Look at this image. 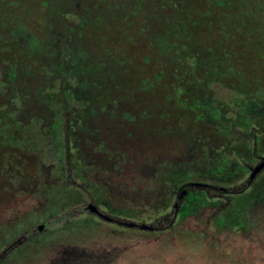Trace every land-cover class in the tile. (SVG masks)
Wrapping results in <instances>:
<instances>
[{
  "label": "trees",
  "instance_id": "trees-1",
  "mask_svg": "<svg viewBox=\"0 0 264 264\" xmlns=\"http://www.w3.org/2000/svg\"><path fill=\"white\" fill-rule=\"evenodd\" d=\"M143 1L146 0H11L13 4L10 7L5 6L6 4L0 5V55L11 59L8 61L4 59L3 61L5 70L2 72L4 76L2 82L5 83L0 90V106L4 110L3 116L8 117V120H5L6 127L8 128L5 129L7 130L5 136L11 142L14 141L16 136H20L27 141L26 144H22L18 148L10 147L1 150L4 153L3 158L8 154L14 156L16 159L20 158V154L18 153L20 150V152L25 153L26 156L31 158V160L29 158L23 159L27 166H34L37 169L41 168V172L38 173L29 167L19 177L22 179L20 183L25 185V182H28L26 185L31 186L35 184L34 181L38 177V199L43 198L45 193H48L47 195L53 193L54 196L62 195L63 197L66 192H74L72 196L74 201L81 202L78 199L80 193L74 189L76 183L84 181L88 183L91 196H94L91 186L95 183L99 184L98 187L96 185L93 186L96 189L95 194H99V198H96L99 204L96 205L94 200L92 202L96 207L101 208V197H103L101 199L108 205L114 203V205L118 206L122 204L128 206L130 203H133L130 200L132 194L128 195L127 191L128 189L137 188H132L126 184L129 181L132 182L133 179L126 176L121 178L112 174L114 169H117L119 166L127 167L129 161L121 162L113 160L114 162L111 165L108 162L105 166H101L94 160L88 159L85 154L80 159L75 155V152L78 150L84 152V148H82L84 144L86 147L87 145L90 146L89 149L87 148L89 152L95 153L99 149L101 151H109L110 154L121 152L124 159L127 154H130L129 144H125V147L129 148L128 150L123 149L120 151L121 147L117 146L119 143L108 142V144H105L103 142L110 127H117L125 134L122 141L132 140L133 143V141L141 140L136 144L144 143L147 146H150V143L158 145L161 142L152 133V131L158 128V124H153L145 118L144 112L137 109L138 106L135 107V104L133 107H129V105L124 106L115 117L103 112V101L101 100L100 93L106 88L114 90L115 86L112 82L98 84L95 81V78H93L97 72L95 63L99 58L101 50L108 47L110 50L113 43L120 41V36L121 41L127 39L133 45L129 53V64L127 65L128 70L132 73L136 72L137 75L136 80L134 79L133 87L142 88L146 83H151L153 86L154 82H161L162 92L168 91L167 98L169 102H178L180 98L189 97L191 103H185L188 106H192L193 114L196 112L201 116L199 121L205 124L202 127V131L213 129L209 126L208 119H206L209 117L208 113H204L205 108L208 110L212 106L218 108V110L213 119L209 120L215 121L217 125L221 123L227 132L234 135H237V132H239L238 130L234 131V129H239L246 123L244 114L246 116H254L256 114L258 117L264 119V98H255V101H248L244 105H241L240 102L233 99L231 100V104H229L230 101L225 102L215 92H213L212 96L209 95L210 88L214 86L213 84L220 82L222 76H218V74L213 76L210 68H220L219 70H221V66L226 65L231 68L232 65L225 61L210 64L203 58L206 55V50L214 52L217 55L225 52L226 48L230 49L234 47L233 43L235 41L243 49L252 45V48L258 47L261 41L264 40V0H159L156 5H153L154 3L151 4L163 16V21L158 26L160 28L158 32L151 34V36H147L145 30L149 26H157L159 13L153 7L146 10L147 5L141 6V2ZM147 1L151 2L153 0ZM15 3L18 7H14ZM59 3H63L65 7H59ZM197 11L200 13L195 21L194 17ZM220 17L224 18L222 25L218 23ZM97 18L101 19L102 22L104 21L106 27L91 30L90 28L93 27L92 24ZM114 18L118 24L117 27L110 25L111 20ZM80 21H84L85 24H81ZM74 28L81 29L79 35L72 33ZM117 29H120V31L118 32ZM124 31H127V34L122 33ZM137 32H142L143 35ZM115 37H117L116 40H114ZM201 46H205L204 53H199L201 52ZM220 49L222 52L219 51ZM13 51H21L22 54L17 56V54L12 53ZM165 51H168L170 56L166 55ZM15 59H19L22 63L19 69H14L17 63L13 61ZM164 64H169L174 69L168 76L161 74ZM230 71H232L233 75L231 82H242V77L249 79L247 73L243 72L239 74L234 70L239 74L236 76L235 72L229 69L227 70L228 76L230 75ZM117 73H120V70ZM105 74L107 76L103 77L99 82L112 80L113 74L108 69L105 71ZM121 77L124 76L121 75L119 78ZM208 80H210L208 83L211 84L206 82ZM163 81L180 82V84L170 85ZM197 84L200 91L205 93L204 95L197 93L195 95V93L191 92L185 94L189 86L192 87ZM200 84L204 86H200ZM62 86L68 89L67 92L61 88ZM117 89V91L120 90L119 85ZM51 91L55 93L54 97H50L47 93ZM117 91L115 95H118ZM213 91L215 90L213 89ZM232 94L235 95V93ZM42 96H47L48 100H44ZM129 96L130 94L126 95L125 100L129 101ZM194 104H197L198 108L195 109ZM236 106H238V109H235ZM243 106H247L248 108ZM8 108L10 110H7ZM75 109L83 113V116L77 115L74 111ZM133 109L135 110L132 111ZM187 110L190 111L189 108ZM8 112L14 113V117L12 114H8ZM242 112V120L237 122ZM61 115L62 117H66L65 121H62L61 118L59 119ZM33 119H36L35 122H33ZM180 123L182 121H176L174 125ZM37 124L41 126L40 131L31 132L30 128ZM166 126L169 127V130L173 128V125H170L169 122ZM78 128H84L85 132L84 134L81 133L82 135H76V141L74 140L76 143L75 147L72 145L74 142L72 141V137H74L72 129L77 130ZM262 128H264V124ZM246 129L248 130V128ZM182 132H187L193 136L192 131L182 130ZM43 133L46 137L40 144V147L45 150L46 155L49 157H41V154L34 153L33 150L28 148L34 137L36 135L43 136ZM255 134H250L251 140H249L253 147L254 145H261L262 137L264 136L262 135V137L260 136L259 139H256ZM200 135L203 140H197L198 137L200 138ZM196 136V140L199 141V152L194 160V165L190 166L192 168L187 176L188 178L181 180L187 182L192 180L194 184L203 177L206 171H210L213 168H216V170L229 169V163L240 167L238 163L240 159H235V161L233 157H225L224 149H221L219 156L215 158V152L219 148L215 145L214 140L213 143H211V140L206 141V133L196 134ZM92 137H95V139ZM222 142L224 143V141ZM263 145L264 142L262 143ZM166 146L167 148L172 147ZM260 151L264 153V147ZM46 158H50L46 164L41 163L39 160L46 161ZM27 161H31L32 164H28ZM257 161L260 162V159ZM214 163L224 168L215 167ZM204 164H207V167L204 168ZM106 166L108 167L106 168ZM256 166L254 165V168ZM47 169H49V172ZM51 170L55 171L58 176L64 177V180L66 179L63 185L61 182L60 184L54 183L52 180L54 175ZM244 171L246 175L243 173ZM248 173L249 167L245 165V170L239 174V177L236 179L237 181L232 183L234 185L237 183L235 185L236 189L230 194L223 192L225 195L216 197V200L220 201L218 203V214L221 216L216 219L219 223L222 224V221L227 219L226 208L234 197L237 203V198H246L248 201L252 194H260L259 189V191L255 189L250 192L251 188L259 187L258 180L253 183L249 180L246 183L240 179L242 176L247 177ZM174 174L176 173H169L166 178L168 181H172L170 189L161 192L163 200L169 197L168 203H166L164 209L153 213L152 217L162 218L170 208L179 212V217L176 216L172 226L164 228H159L161 226L160 223L158 224L160 218L153 223H147L149 227L153 228V224H156L158 221L157 225L154 226L157 228L156 231H153L151 228H142L144 224L132 222L135 224L133 227L142 232L140 235H134L135 238L148 236L145 239H139L141 243L158 240V238L163 236L168 237L174 242L173 233L176 234L185 230V228H182L184 221L193 215L197 216L199 212L209 207V205H205V208L202 210H200L201 207L199 210L195 208V210L189 211L190 206H195L194 204H190L195 201L192 199L193 192L198 190L205 192L206 188L193 184L188 185L186 184L187 182L183 185L181 184L184 198H178L175 202L177 193L179 192V190L175 192V186L180 185V183L179 181L173 182L172 176ZM189 176L195 178L190 179ZM10 180L12 181V179ZM117 180L121 184L125 183V186L118 188L120 185L115 183ZM133 181L138 184V188L142 186L137 178H134ZM232 184L230 183L229 186ZM163 186H168V184L164 182ZM184 190L186 193H184ZM25 192L24 189L22 193ZM36 192L37 189L34 190V195ZM203 199H205V196L201 198V200ZM206 199L209 198L206 196ZM225 200L229 203H226L225 205L227 206L223 208L225 205L222 203ZM179 201H181V204L176 209L173 204L174 202L175 204H179ZM214 203L216 204V202ZM52 204L58 208L61 205V203L60 205L59 203ZM81 206L79 205V207ZM44 211L46 212L45 215L49 217L55 214L53 217L55 220H51L53 223L57 219H59V223L63 221L68 223L67 219L71 217L75 218V216H69L72 215V210L68 213L64 210L50 213L46 204L44 205ZM238 214H234L235 217H238L237 221L228 224L237 226L238 230L241 231L237 225L239 224L238 221H242ZM90 215H93L92 212ZM131 216L133 215H129L128 217ZM44 218L49 220L48 217ZM17 220L11 222L0 220V234L7 230L9 224L13 225ZM186 230L188 235H190V240L196 242V246L204 242L203 238L198 236L197 233L193 234L190 232L192 230ZM247 245L252 249L251 246L254 244H251L250 240H248ZM228 251L230 252L227 256L229 258L236 257V261L249 258L243 253L244 247H241L240 250L233 247ZM126 254L128 252L124 255Z\"/></svg>",
  "mask_w": 264,
  "mask_h": 264
},
{
  "label": "rangeland",
  "instance_id": "rangeland-1",
  "mask_svg": "<svg viewBox=\"0 0 264 264\" xmlns=\"http://www.w3.org/2000/svg\"><path fill=\"white\" fill-rule=\"evenodd\" d=\"M9 1L10 3H8ZM158 1L159 0H153L150 2L146 0L141 2V6L147 5L145 9L149 10L151 7L155 8L153 5H156ZM151 3L154 4L152 5ZM11 4H13L11 0H0V5L10 7ZM59 5V7H65L63 3H59ZM14 7H18L16 3L14 4ZM155 10L158 11L156 8ZM199 13V11L195 13V21L198 18ZM157 19V26H149L145 30L147 36L156 34L160 29L158 26L160 23H162L163 16H161L159 13ZM209 19L211 20V18ZM54 21L56 20L54 19ZM223 21L224 18L220 17L218 20L219 25H222ZM80 23L85 24L84 21H80ZM92 25L93 27L90 28L91 30L103 29L106 27L104 21L102 22V20L98 18L95 19ZM110 25L112 27L118 26L115 18L111 20ZM80 31V28H74L72 33L79 35ZM117 31L119 32L120 29H117ZM122 33L127 34V31ZM137 33L143 35L142 32ZM116 39L117 37L114 38V40ZM233 45L234 47H231L230 49L226 48L225 52L219 53L217 55L214 52H209L206 50V55L203 58L208 63L212 64L219 61H225L232 65L231 68L226 65L221 66L222 71L219 70L220 68L212 69L208 66L210 68V72L213 73V76L218 74V76L222 75L223 77H227L223 78L221 76L220 82L213 84L214 86L210 88L209 95L212 96L213 92H215V94L220 99H224L225 102L230 101L229 104H231V100L233 99L240 102L241 105H244V103L248 101L253 102L255 101V98H264V40L261 41V43L256 48H252V45L243 49L237 41H235ZM132 46V43L127 39L125 41H121L120 36V41L113 43L110 50L108 47L101 50L100 52L99 58L95 63L97 72L93 78H95V81L98 82V84L112 82L115 86L114 90L106 88L101 91L100 95L101 100L103 101L102 109L104 113H109L115 117L124 106L129 105V107H133L135 104V107L138 106L137 109L144 112L145 118H147L153 124H158V128L152 131V133L153 135H156L161 142L158 145L150 143V146H147V144L144 143L136 144L141 140L133 141V143L132 140L122 141L125 134L117 127H110L106 134L108 137L106 136L103 139V142L105 144H108V142L119 143L117 146L121 147L120 151L123 149L128 150L129 148L125 147V144H129L130 154H127L124 159L121 155V152L110 154L109 151H101L100 149L95 151V153L92 151L89 152L88 149L90 146L87 145L86 147L84 144L82 146V148H84V152L78 150L75 152V155H77V158L80 159L82 158V155L85 154L88 159L94 160L101 166H105V164L111 160L121 162L129 161L127 163V167L119 166L117 169H114L112 174L113 176H118L121 178L126 176L132 178L133 180L134 178H137L141 182L142 186L139 188L137 186L138 184H136L133 180L132 182L129 181L126 183L132 188H137L128 189L127 191L128 195L132 194L130 200L133 201V203H130L128 206H124L123 204L118 206L114 205V203L108 205L102 200L103 197H101L102 199L100 198V207L102 209L98 206L96 209L95 206L99 204L97 202L99 194H95L96 189H94L93 186L96 185L98 187L99 184L95 183L93 186H91L92 193L94 194V196H91V191L88 189V183L84 181L76 183L74 189L78 190V193H80L78 199L81 202L74 201L72 197L74 192L69 193L66 191L63 197L62 195L54 196L53 193H50L49 195H47L48 193H45L43 198L38 199V177H36L34 181L35 184L32 186L26 185L28 182H25V185L20 183L22 182V179L19 177L24 174L29 167L36 170L38 173L41 172V168L39 167V169H37V167L34 166H27L23 159L29 158L31 160V158L26 156L25 153L20 152L19 149L18 153L20 154V158L16 159L14 156L8 154H6V157L3 158L4 153L1 149H8L10 147L18 148L20 145L26 144L27 141L20 136H16L14 141L11 142L10 139L5 136V132H7V130H5L7 128L5 120H8V117L3 116L4 110H2L0 106V220H3V222H11L21 217V219L17 220L13 225L9 224L7 226V230L0 234V253L2 252V249L10 242L17 240L22 232L36 228L39 226L40 222V225H42L44 223L42 221L47 219L42 218L48 217L49 221L54 219L53 217L55 214H53L52 217L45 215V204L50 213L57 210L59 212L64 210L68 213L71 210L79 207V205L85 204L86 201L94 200L96 205L94 203H90L91 206L95 207L97 211L99 210L100 212L98 211V213L102 212L111 218H116L122 221H127L128 219L129 222H136L140 224H150L155 222V220L159 219L160 217L153 218V213L164 209L166 203H168L169 200V197L163 200V196L161 195L163 190L170 189V184L172 181H168L166 179L167 175L169 173H176L172 176V180L173 182L179 181L180 185L175 186V192L177 190H181V184L183 185L187 182L181 179L188 178L187 176L189 175L192 168L190 166L194 165V160L197 156V153L199 152V141L197 140L202 139V136L200 135V138L198 137L196 140V134L198 135L200 133H206V141L211 140V143H213L214 140L215 145L219 148H215L218 149L215 152V158L219 156L221 149H224L225 157H233L234 160L240 159L238 162L240 167L229 163V169L216 170V168H213L210 171H206L203 177L198 180V183L215 187L213 188L215 191H213V189L210 191L211 195H213L215 198L217 197L214 194L216 191L222 195H225L220 191L222 190L229 194L232 192V190L236 189L235 185H237V183H235V185L232 183L237 181L236 179L239 177V174L245 170V165L249 167L250 172V170L254 168V165L256 166V163L258 162L257 160H259L258 157L264 156V153L260 151L264 147V145L262 146V143L264 142V136L262 137V135H264V128H262L264 119L258 117L256 114H254V116H246L244 114L246 123L243 124L244 126L242 125L239 129L235 128L234 131L238 130L239 132H237V135H234L227 132L226 128L223 127L221 123L220 125H217L215 121L209 120L213 119L218 108L213 106L208 110L205 108L204 113H208L209 115V117L206 119H208L209 126L213 129L202 131V127L205 124L199 121L201 118L199 114L196 112L193 114L192 106L187 105L188 102H190L189 97L183 98L185 101L180 98L178 102H169L167 98L168 91L165 93L162 92L161 82H154L153 86L151 83H146L142 88L133 87V82L134 79L136 80L137 75L136 72L132 73L127 68V65L129 64V53ZM204 48L205 46H201V52L199 53H204ZM219 51L222 52L221 49ZM12 53L17 54V56L22 54L21 51H13ZM165 54L170 56L168 51H165ZM4 59L5 61L11 60L0 55V90L5 83L2 82L4 80L2 72L5 70V66H3ZM13 61L17 62L14 69H19L22 65L19 59H15ZM107 69L113 74L112 80L99 82L101 79H103V77L105 78L107 76L105 74ZM228 69L233 71L235 70L239 74L245 72L247 73L249 79L242 77V82H231L233 80V75L232 71L229 72V76L227 75ZM119 70L120 73H117ZM173 71L174 69L171 68L169 64H164L161 74L168 76ZM237 73L235 72L236 76L239 75ZM121 75L124 77L119 78ZM209 81L210 80L206 82L208 83ZM165 83L170 85L180 84V82ZM118 85L120 86L119 91H117ZM200 86L204 85L200 84ZM61 88H63V90L66 92L68 90L64 86ZM213 89L215 91H213ZM116 91L118 92L119 96L115 95ZM188 92L195 93V95L196 93L203 95L205 94L204 92L200 91L198 84L192 87L189 86V89L185 94H188ZM47 93L50 97L55 96V93L52 91ZM232 93H235V95ZM129 94V101H127L125 100V96ZM42 98L44 100H48L47 96H42ZM194 105L195 109L198 108L197 104ZM188 108L190 111L187 110ZM235 109H238V106H236ZM7 110H10V108ZM134 110L135 109L132 111ZM74 111L77 115L83 116V113L79 112L78 109H75ZM8 114H12L14 117V113L8 112ZM242 116L243 112L238 118L237 122L242 120ZM60 118L62 121H65L66 119V117H62V115L59 117V119ZM35 120L36 119H33V122H35ZM176 121H182V123L174 125ZM168 122L170 125H173L171 130H169V127L166 126ZM40 128L41 126L37 124L32 126L30 130L31 132H39ZM246 128H248V130ZM182 130L192 131L193 136L189 135L187 132H182ZM72 131L74 133L72 141H76L75 138L77 134H84L85 132L84 128H78L77 130L72 129ZM252 133H256V139H259L260 136L262 137L261 145H254L253 147L250 144V134ZM45 137L46 136L44 133L43 136L36 135L28 145V148L33 150L34 153L37 152L41 154V157H49L46 155L47 153H45V150L40 147V144L43 142ZM92 138L95 139V137ZM75 141L72 145L76 147ZM222 141H224V143ZM166 145L172 147L167 148ZM163 148H165V150H163ZM39 160L41 163L46 164L50 158H46V161L42 159ZM28 164H32V162L29 161ZM213 165L218 168H224L217 163H214ZM107 167L108 166H106V168ZM203 167H207V164H204ZM254 170L255 168L252 169V171ZM47 171L49 172V169H47ZM51 172L54 175L52 178L54 183L60 184L61 182L63 185L66 179L64 180V177L58 176L53 170H51ZM257 174L258 175L255 176L250 182H252L254 179V181L258 180L259 186H262L263 188H251L250 192L255 189L256 191L259 189L260 194H252L248 201L246 198H237V203L235 202L234 197L226 208L227 219L223 218L224 220L222 221V224L216 220L217 217L219 218L221 216L218 214V203L220 201L214 199L213 202L217 203L211 206V200L206 199V196L208 198L209 196L206 195L205 192L200 190L193 192L194 195L192 194V199L195 201L194 203L190 204H194L195 206H190L189 211H193L195 208L199 210L201 207L202 208L200 210H202L205 208V205H209V207L199 212L197 216L193 215L184 221L182 228H185V230H182L176 234L173 233V237L175 239L174 242H172L168 237L163 236L158 238V240L141 243V240L139 239H145L148 237L139 236L135 238L134 235L142 234L141 230L128 227L124 228L123 226H119L116 223H105L101 220H98L97 218H92L90 211L84 214H78L77 212L79 211H76L77 214L75 215V218L71 217L70 219H67L66 221H69L68 223H65V221L61 223L58 222L55 226H52L46 237H40V239L35 242V246L31 248L33 249L32 253L39 257L44 255V259L56 256H67L68 253H66L65 248H62L59 245L62 243L69 244V242L79 244V239L82 238L83 240L80 241H85L84 245H89V242L90 244H94L97 247V249L86 253V255L91 254L90 256L93 255L97 260H100V262L108 261L107 264H264V169H262L260 172L258 171ZM189 178L191 179L195 177L189 176ZM10 179H12V181ZM240 179L245 181L247 177L242 176ZM164 182H166L168 186L164 187ZM115 183L120 185L118 188L125 186V183L121 184L119 180H117ZM230 183L232 184L231 186H229ZM24 189L26 192L22 193ZM35 189H37V192L34 195ZM204 196L205 199L201 200V198ZM52 203H59V205L61 203V205L58 208L57 206H53ZM226 203L227 201L225 200V202L222 204L225 205ZM226 206L227 205H225L223 208ZM237 213H239L238 216H240L239 218L242 220L238 221L239 224H237L241 231L238 230L237 226L228 224L233 221H237L238 217H235L234 215ZM168 214H170V212ZM168 214L165 213L164 216L168 218ZM211 214H214L216 217L212 218L210 223L207 224L208 220L211 218ZM129 215L133 216L128 217ZM83 222L85 224L95 223V225L87 227ZM186 229L192 230L190 232L193 234L197 233L198 236L203 238L202 240H204V242L202 244H197L196 246V242L190 240V235H188ZM130 237L131 239H129ZM248 240H250L251 244H254L251 246L252 249L247 245ZM111 244L113 245L112 247L117 246L115 247L116 249L108 247ZM231 246L237 250H240L241 247H244V255L251 257L252 260L250 262H246V259L242 261H236V257L229 258L227 255L230 251H228L227 248ZM26 248H22L19 251V255L17 251H14L6 257L4 262H13L14 264H16V262L21 264H30L27 262L25 257H23V255L29 251V248ZM124 252H128V254L123 255ZM74 254L80 256L79 252H74ZM44 259L40 257V259L36 260V264H44ZM73 259L75 258L73 257ZM73 264H88V262H86L85 257H83L81 260L73 261Z\"/></svg>",
  "mask_w": 264,
  "mask_h": 264
},
{
  "label": "flooded vegetation",
  "instance_id": "flooded-vegetation-1",
  "mask_svg": "<svg viewBox=\"0 0 264 264\" xmlns=\"http://www.w3.org/2000/svg\"><path fill=\"white\" fill-rule=\"evenodd\" d=\"M259 159H260V163L261 162H263V160H264V156H260L259 157ZM114 161L113 160H111L110 162H109V164L111 165L112 163H113ZM259 163V162H258ZM252 169H254V168H252ZM252 169L250 170V172L248 173V175H247V179L245 180V182L247 183V182H249V180L251 181V176H252ZM264 169V168H263ZM255 171V170H254ZM263 172V171H262ZM245 175H246V172L244 171L243 172ZM252 173V174H251ZM255 180V179H254ZM254 180L252 181V183L254 182ZM186 184H188V185H191V184H193V182L192 181H190V182H187ZM260 188L262 187V186H259ZM202 188H208V189H206L205 190V193H206V195H208L209 196V200H211V206L212 205H214L215 203L212 201V200H214V199H216L215 197H213V195H211V193H210V191H211V189H213V188H215V187H213V186H204V187H202ZM248 188V187H247ZM182 189V188H181ZM213 191H215L214 189H213ZM220 192H224V191H220ZM232 192H233V190H232ZM231 192V193H232ZM184 193H186L185 192V190H184ZM227 193V192H226ZM178 195H177V197H176V200H175V202L177 201V199L178 198H184L183 196V191L182 190H179V192L177 193ZM216 196H221L222 194L221 193H219V192H217L216 191V193H214ZM230 194V193H229ZM186 195V194H185ZM183 200V199H182ZM181 200V201H182ZM181 201H180V203H179V206H180V204H181ZM93 201H86V203L84 204V205H82V207H78V208H76V209H74V210H72V215H69V216H75L77 213L78 214H84V213H87V210H89L90 212H92V214L93 215H91V217L92 218H97L98 220H101V221H103V222H105V223H116V224H118L119 226H123V227H128V228H136V227H133L135 224L134 223H132V222H129V220L127 219V221H122V220H118V219H116V218H111L110 216H108L107 214H104V213H98V211L97 210H95V209H93V208H91V204L90 203H92ZM175 202H174V206H175ZM217 203V202H216ZM179 210H180V207H179ZM76 211H79V212H77L76 213ZM100 212V211H99ZM170 212V214H168ZM70 213V214H71ZM174 213H176V211H175V209L173 210V208L171 209H169V211H167V216H168V218H166L165 216L164 217H162V218H160L157 222H158V224L160 223V227L159 228H164V227H168V226H172L173 224H174V220H175V218H176V216L177 217H179V212H177V214L175 215ZM214 214H211V218L208 220V222H207V224H209L210 223V220L212 219V218H214ZM42 219H45V218H42ZM67 219V218H66ZM53 220H55V218L53 219ZM58 221H59V219H57V221H55L54 223L53 222H51V220L49 221V220H44V221H42V222H44L42 225H46V228L45 229H42V230H37V227L36 228H33V229H30V230H27V231H24V232H22L21 234H20V237L19 238H22V242L23 243H21V244H19V245H14V246H12L11 247V245L13 244V242L14 241H16V240H14L13 242H10L3 250H2V252L0 253V264H14L13 262L12 263H10V262H4L5 261V259H6V257L7 256H9L11 253H13L14 251H17V253H18V255H19V251L22 249V248H26V249H28L29 248V251L28 252H26V254L25 255H23V257H25V259L27 260V262L28 263H30V264H36V260H38V259H40V257H42L43 259H44V255L43 256H36V255H34L33 253H32V250L33 249H31L33 246H35V242L37 241V240H39L40 239V237H46V235H47V233L51 230V228H52V226H55L57 223H58ZM131 221V220H130ZM157 222H156V224H153L154 226L155 225H157ZM41 223V222H40ZM40 223H39V226H40ZM84 223V222H83ZM85 224V223H84ZM97 224V223H96ZM131 224H133V225H131ZM87 227L88 226H94L95 225V223H89V224H85ZM98 225H100V224H98ZM153 226V228L152 227H150L153 231H156L157 230V228L156 227H154ZM28 231H30V232H28ZM26 232H28V233H26ZM24 233V234H23ZM26 233V234H25ZM108 236V235H107ZM18 238V239H19ZM80 240H83L82 238L81 239H79V244H74V243H71V242H69V244H66V243H62V244H60L59 246L60 247H62V248H65V250H66V253H68L67 254V256H62V257H59V256H56V257H52V258H45L44 260V264H48V263H51V264H73V261H75V260H81V258H83V257H85V260H86V262H88V264H107L108 263V261H105V262H100V260H97L93 255L92 256H90L91 254H88V255H86V253H88V252H90V251H92V250H94V249H97V247H96V245H94V244H90L89 242H88V244L89 245H84L85 244V241L84 242H81ZM60 243V242H59ZM113 243V242H112ZM99 246V245H98ZM107 246V245H106ZM105 246V247H106ZM113 245L111 244L110 246H108V247H112ZM115 247H117V246H114V247H112V249H116ZM233 247L231 246V247H228V250H230V249H232ZM105 249H107V248H105ZM74 252H79V254H80V256L79 255H76V254H74ZM126 252H124L123 253V255L125 254ZM120 255V254H119ZM21 256V255H20ZM73 257L75 258V259H73ZM118 257V256H117ZM113 260H115V259H113ZM251 261V257H249L248 259H246V262H250ZM16 264H21V263H18V262H16Z\"/></svg>",
  "mask_w": 264,
  "mask_h": 264
},
{
  "label": "water",
  "instance_id": "water-1",
  "mask_svg": "<svg viewBox=\"0 0 264 264\" xmlns=\"http://www.w3.org/2000/svg\"><path fill=\"white\" fill-rule=\"evenodd\" d=\"M264 168V160H263V162H261V163H259L257 166H256V168H255V171L253 172V174H252V176H251V180L256 176V174L258 173V171L260 172L262 169ZM193 185H196V186H207V184H203V183H194ZM96 207V206H95ZM95 207H92L91 206V208H93V209H95ZM175 208L177 209L178 208V203L176 204V206H175ZM96 209H97V207H96ZM95 209V210H96ZM177 213V212H176ZM175 213V214H176ZM131 225H133V224H131ZM137 225V224H136ZM46 228V225H40V226H38L37 227V230H42V229H45ZM142 228H145V229H147V228H150L147 224H144V225H142ZM21 243H23L22 242V238H19V239H17L16 241H14L13 242V244L11 245V247L12 246H14V245H19V244H21Z\"/></svg>",
  "mask_w": 264,
  "mask_h": 264
}]
</instances>
